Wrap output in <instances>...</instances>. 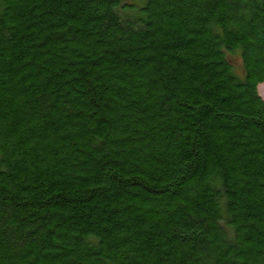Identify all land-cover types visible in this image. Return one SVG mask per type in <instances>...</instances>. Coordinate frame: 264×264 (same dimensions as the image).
Listing matches in <instances>:
<instances>
[{"label":"trees","instance_id":"obj_1","mask_svg":"<svg viewBox=\"0 0 264 264\" xmlns=\"http://www.w3.org/2000/svg\"><path fill=\"white\" fill-rule=\"evenodd\" d=\"M264 0H0V264H264Z\"/></svg>","mask_w":264,"mask_h":264},{"label":"rangeland","instance_id":"obj_2","mask_svg":"<svg viewBox=\"0 0 264 264\" xmlns=\"http://www.w3.org/2000/svg\"><path fill=\"white\" fill-rule=\"evenodd\" d=\"M264 83L258 86L259 95L264 98V87L262 86Z\"/></svg>","mask_w":264,"mask_h":264},{"label":"bare ground","instance_id":"obj_3","mask_svg":"<svg viewBox=\"0 0 264 264\" xmlns=\"http://www.w3.org/2000/svg\"><path fill=\"white\" fill-rule=\"evenodd\" d=\"M262 86L264 87V84Z\"/></svg>","mask_w":264,"mask_h":264}]
</instances>
